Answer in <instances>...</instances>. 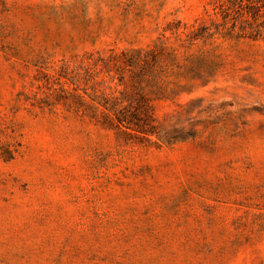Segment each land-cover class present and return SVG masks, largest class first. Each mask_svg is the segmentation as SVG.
Listing matches in <instances>:
<instances>
[{
  "label": "rangeland",
  "instance_id": "obj_1",
  "mask_svg": "<svg viewBox=\"0 0 264 264\" xmlns=\"http://www.w3.org/2000/svg\"><path fill=\"white\" fill-rule=\"evenodd\" d=\"M0 264H264V0H0Z\"/></svg>",
  "mask_w": 264,
  "mask_h": 264
},
{
  "label": "trees",
  "instance_id": "obj_2",
  "mask_svg": "<svg viewBox=\"0 0 264 264\" xmlns=\"http://www.w3.org/2000/svg\"><path fill=\"white\" fill-rule=\"evenodd\" d=\"M261 5H259V7H260ZM240 13H242V12H240ZM259 14V13H258Z\"/></svg>",
  "mask_w": 264,
  "mask_h": 264
}]
</instances>
